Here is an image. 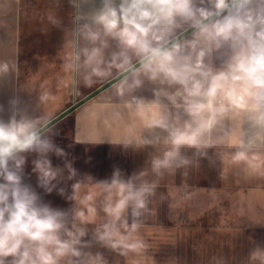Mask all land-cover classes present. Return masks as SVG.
I'll return each mask as SVG.
<instances>
[{
    "label": "crops",
    "instance_id": "obj_1",
    "mask_svg": "<svg viewBox=\"0 0 264 264\" xmlns=\"http://www.w3.org/2000/svg\"><path fill=\"white\" fill-rule=\"evenodd\" d=\"M74 14L69 0H0V64L9 67L0 77L3 119L11 115L9 101L18 98L22 111L33 110L23 112L25 115L43 121L40 126L71 104L74 90L84 96L122 71L110 66L112 54L120 50L111 39L101 65L105 75L93 74L83 54L72 70H66L69 53L74 51L72 42L77 50L91 46L72 35ZM185 37L191 38V33ZM219 55L212 57L215 69L227 59H219ZM135 61L133 57L132 63ZM139 78L141 86L129 90L125 84V80L132 82L129 73L61 120L68 125V144L60 147L78 176L68 180L65 158L54 153L48 156L52 166L61 169L53 183L65 190V196L57 190L46 193L37 179L29 183L44 202L69 211V228L72 215L84 216L86 224L81 226L87 234L82 241L88 246L81 251L90 256L82 257V264H264V132L252 147L241 148L231 133L239 126L246 131L247 142L259 130L250 126L244 114L225 117L205 138L208 146L181 148L187 164L162 169V175H157L152 160L162 157L169 145L166 130L149 127L153 114L166 109L170 123L181 128L191 118L167 96L156 95L172 94L178 86L149 80L143 73ZM45 96L47 99H41ZM145 140L151 143H143ZM239 151H247L248 160L234 161ZM116 168L124 179L135 174L137 184H155L134 234L145 247L127 255L95 238L96 229L107 219L101 207L106 193L96 184L110 182ZM78 180L82 184L73 193L72 185ZM71 195L74 200L66 199ZM90 206L97 209L95 216ZM131 222L129 209V225Z\"/></svg>",
    "mask_w": 264,
    "mask_h": 264
},
{
    "label": "clouds",
    "instance_id": "obj_2",
    "mask_svg": "<svg viewBox=\"0 0 264 264\" xmlns=\"http://www.w3.org/2000/svg\"><path fill=\"white\" fill-rule=\"evenodd\" d=\"M69 4L75 9L72 35L91 46L77 50L72 42L74 51L69 53L66 70H72L83 54L93 74L105 75L101 65L111 39L120 50L112 54L110 66L132 70L133 57L141 65L140 70L132 71L130 84L125 80L129 90L141 86V73L149 80L178 86L172 94L156 95L167 96L191 120L182 128L174 127L166 109L153 114L149 127L166 130L165 143L169 145L162 157L152 160L154 173L162 175V169L187 164L181 148L208 146L205 138L225 117L244 114L250 126L259 130L245 142L247 133L238 126L231 138L241 148H250L262 138L264 0H69ZM53 23L59 26V21ZM190 29L191 38L178 35V30L185 33ZM214 53L222 60L227 56L219 69L212 66ZM8 71L6 63L0 64V74ZM20 104L18 98L10 100V117L5 120L0 116V264H82V257L90 256L81 251L88 246L82 241L87 234L81 226L86 224L84 216L72 215L69 228V211L44 202L32 185L24 182L25 154H37L32 172L37 174L38 187L48 194L57 190L65 196V190L53 183L61 169L52 166L49 153L65 158L68 180L76 178L78 170L66 159L63 148L42 135L38 122L25 115ZM3 111L0 104V113ZM233 160H248L247 151L237 152ZM121 172L116 168L110 182L96 184L106 193L101 207L107 219L96 229L95 238L127 255L145 247L134 234L155 184H137L139 177L133 174L124 179ZM81 184L78 180L72 185L73 193ZM66 199L74 200V196ZM90 211L95 216L97 209L90 206Z\"/></svg>",
    "mask_w": 264,
    "mask_h": 264
},
{
    "label": "water",
    "instance_id": "obj_3",
    "mask_svg": "<svg viewBox=\"0 0 264 264\" xmlns=\"http://www.w3.org/2000/svg\"><path fill=\"white\" fill-rule=\"evenodd\" d=\"M191 32H192V30L190 29V30H188L185 33L179 32L178 35L182 38L183 36L185 37L188 34H190ZM132 64H133V69L132 70L120 71L115 76L111 77L110 79H108L107 81L102 83L99 87H97L96 89L92 90L88 94H86V95H84V96H82V97H80L78 99H75L70 105L65 107L62 111H60L59 113L54 115L52 118H50L49 120H47L46 122H44L43 124L38 126V127H40L42 129V134L45 131H47L49 128L53 127L58 122H60L63 118H65L66 116H68L69 114L74 112L76 109L81 107L83 104H85L88 101H90L91 99L95 98L101 92H103L107 88L113 86L114 84L119 82L122 78H124L126 75H128L129 73H131L132 71L136 70L138 67L141 66L138 60L135 61Z\"/></svg>",
    "mask_w": 264,
    "mask_h": 264
},
{
    "label": "rangeland",
    "instance_id": "obj_4",
    "mask_svg": "<svg viewBox=\"0 0 264 264\" xmlns=\"http://www.w3.org/2000/svg\"><path fill=\"white\" fill-rule=\"evenodd\" d=\"M0 77H1V74H0ZM80 97H82L80 91L74 90L72 98H71V103L75 99H78ZM25 110L26 111H23V112L30 113V114L33 111L31 108H27ZM30 119L37 121L38 125L43 122V121H40V119H33V118H30ZM67 131H68V125H65L64 121H60L53 127L49 128L47 131H45L42 135L51 139L54 144L60 147V146H65L68 144V142H66ZM25 155L27 156V163L25 165L24 182L33 183L35 181L34 179H37V174L32 172V168H33L32 161L37 159L36 158L37 154L36 153H26ZM32 187L34 188L33 184H32Z\"/></svg>",
    "mask_w": 264,
    "mask_h": 264
}]
</instances>
